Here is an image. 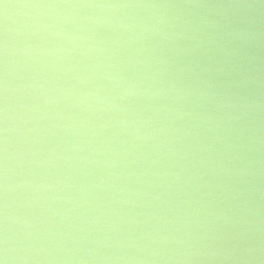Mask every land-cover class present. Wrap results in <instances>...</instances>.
<instances>
[{
	"label": "clouds",
	"instance_id": "9594fccd",
	"mask_svg": "<svg viewBox=\"0 0 264 264\" xmlns=\"http://www.w3.org/2000/svg\"><path fill=\"white\" fill-rule=\"evenodd\" d=\"M0 264H264V0H0Z\"/></svg>",
	"mask_w": 264,
	"mask_h": 264
}]
</instances>
